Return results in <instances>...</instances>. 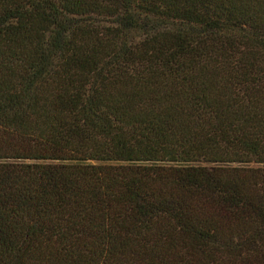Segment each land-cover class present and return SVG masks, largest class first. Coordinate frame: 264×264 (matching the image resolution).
Wrapping results in <instances>:
<instances>
[{
	"label": "trees",
	"instance_id": "16d2710c",
	"mask_svg": "<svg viewBox=\"0 0 264 264\" xmlns=\"http://www.w3.org/2000/svg\"><path fill=\"white\" fill-rule=\"evenodd\" d=\"M0 264H264V0H0Z\"/></svg>",
	"mask_w": 264,
	"mask_h": 264
}]
</instances>
